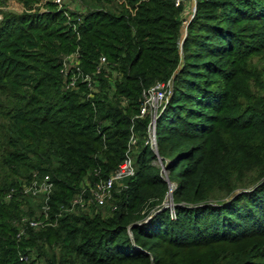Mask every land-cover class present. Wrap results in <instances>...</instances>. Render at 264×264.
I'll return each mask as SVG.
<instances>
[{
    "label": "trees",
    "instance_id": "16d2710c",
    "mask_svg": "<svg viewBox=\"0 0 264 264\" xmlns=\"http://www.w3.org/2000/svg\"><path fill=\"white\" fill-rule=\"evenodd\" d=\"M120 1L69 11L77 39L59 10L0 16V264H264V0H194L182 36L172 0ZM76 46L85 72L105 58L90 99L59 74ZM158 81L170 83L154 127L165 178L136 142L134 175L105 205L16 239L23 188L47 176L56 213L107 177Z\"/></svg>",
    "mask_w": 264,
    "mask_h": 264
},
{
    "label": "built area",
    "instance_id": "2783aa9c",
    "mask_svg": "<svg viewBox=\"0 0 264 264\" xmlns=\"http://www.w3.org/2000/svg\"><path fill=\"white\" fill-rule=\"evenodd\" d=\"M184 0H172L174 7L182 6ZM54 6L57 9L61 5V0H52ZM194 6L191 11L193 12ZM64 9H61V13L64 17L68 18V14ZM80 21V17H75L74 20H66V25L71 27L75 33L76 32V22ZM79 53L77 46L70 52L64 54L59 62V74L63 80V87L67 90H75L79 86H82L84 91L82 92L85 99H90L92 97V92L95 91L97 80L96 75L100 73L101 69L105 64V58L99 56L97 58L96 64L92 72H85L81 69L79 65ZM170 83L169 81L165 82H155L147 88H144L140 92L141 102L137 109V112L130 119V125L128 128V137L125 143V149L123 152L122 159L117 164L115 169L105 178H96L93 182H85L81 185L78 191L70 199L66 206H60L59 212L50 213L49 206L47 201L52 190V184L48 182L47 176H43V179L40 182L32 179L30 184L27 186V189L23 188L24 193L30 190H33L34 193H42L43 200L42 204L39 207V210L36 212V215L25 216L22 215L19 217L16 227H15V238L19 239L26 235L27 230H37L43 229L47 226H53L56 223V219L60 214V211L72 212L73 210H82L86 209L89 206H102L107 200L112 198L113 188L115 184L121 183L134 175V166L132 161L131 149L136 143L134 120L147 117L148 123L146 125V137L144 143L148 145L150 150L154 153L155 148V139H154V122L162 109L166 98L169 94ZM157 163L162 167V163L159 157L154 153ZM124 184L120 188H124ZM33 193V194H34ZM7 198L9 194L6 195ZM171 216L173 214L170 210ZM35 213V212H34ZM25 256L18 254V260L24 261Z\"/></svg>",
    "mask_w": 264,
    "mask_h": 264
},
{
    "label": "rangeland",
    "instance_id": "374dc122",
    "mask_svg": "<svg viewBox=\"0 0 264 264\" xmlns=\"http://www.w3.org/2000/svg\"><path fill=\"white\" fill-rule=\"evenodd\" d=\"M90 2H91V0H84V1L83 0H61V5L57 9V7L53 5L52 0H34V1H28L27 3H25L23 0H0V16H2V12H11V13H15V14H32V13L33 14L34 13L40 14V13L46 12L47 10H52V9L55 11L56 10L61 11V9H64L65 11H67L66 13L69 15V11L74 12V13L83 12L86 9V7L90 6ZM116 4L118 5V3L115 2L114 4L113 3L110 4V6H115ZM193 6H194V0H184V2L182 3L183 19L184 20L181 24V32H180L181 36L184 34V27H185L186 22L190 19V17L193 14V12L191 11ZM106 7H107V5H106ZM69 17H70V19H72L70 15L68 16V18L64 17V20H65L64 23L65 24H66V20L69 21ZM63 55L64 54H62L61 56H63ZM167 99H168V96H167L166 100ZM147 123H148V119H146L144 129L141 132L139 131V129L134 132L136 142L144 141V139L146 137V125H147ZM154 127H155V124H154ZM137 148L138 147L136 145L131 149V155L132 156H133V153L136 151ZM150 164L154 168H156L157 171H159V174L162 177L165 178L164 170L157 163L156 159L152 160L150 162ZM123 184H124V182H122L121 185L119 183L115 184V186L113 188L112 197L114 194H116L120 191V189H121L120 187ZM24 189H27V187H24ZM22 192L24 193V191H22ZM33 193H34L33 190L27 191V193L25 192V194H27V195H25V200H26L27 205L22 206L23 212L21 213V215H27L28 216V215H30V213L32 215H36L38 213L37 211L39 210V207L42 204L43 195H42V193H34V194ZM165 207H168L170 209L172 208L171 200H168L167 198H165V200L162 203L161 208H165ZM172 217H173V214L171 216V212H170V218H172Z\"/></svg>",
    "mask_w": 264,
    "mask_h": 264
},
{
    "label": "water",
    "instance_id": "95a60500",
    "mask_svg": "<svg viewBox=\"0 0 264 264\" xmlns=\"http://www.w3.org/2000/svg\"><path fill=\"white\" fill-rule=\"evenodd\" d=\"M154 153H156V151L154 150ZM168 200H170L171 195H170V189H168L166 196H165ZM162 209V208H161Z\"/></svg>",
    "mask_w": 264,
    "mask_h": 264
},
{
    "label": "crops",
    "instance_id": "0c3cea01",
    "mask_svg": "<svg viewBox=\"0 0 264 264\" xmlns=\"http://www.w3.org/2000/svg\"><path fill=\"white\" fill-rule=\"evenodd\" d=\"M111 1H112L113 3L116 2V3H118V4H120V2H121L120 0H111ZM111 4H112V3H111ZM109 5H110V4H109Z\"/></svg>",
    "mask_w": 264,
    "mask_h": 264
}]
</instances>
